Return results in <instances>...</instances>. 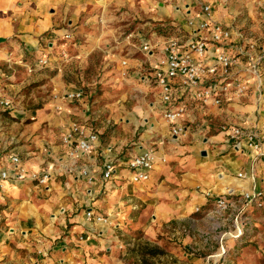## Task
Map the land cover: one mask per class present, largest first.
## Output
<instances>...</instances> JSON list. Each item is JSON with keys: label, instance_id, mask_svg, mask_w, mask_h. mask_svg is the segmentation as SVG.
<instances>
[{"label": "crops", "instance_id": "1", "mask_svg": "<svg viewBox=\"0 0 264 264\" xmlns=\"http://www.w3.org/2000/svg\"><path fill=\"white\" fill-rule=\"evenodd\" d=\"M206 6L210 22L231 33L228 41L209 46V61L225 51L235 59L234 78L248 89L242 96L232 90L220 106H203L187 94L180 120L186 134L175 140L148 82L158 53L149 57L141 49L146 43L161 49L173 35L188 44L208 19ZM263 20L264 0H0V38L5 39L0 43V100L12 102L9 110H0V175H13V156L27 173L51 175L44 185L30 179L2 182L0 264H124L116 254L127 228L137 229L149 217L189 221L199 230V222L209 224L202 215L212 206L204 193L222 195L234 187L241 193L255 185L264 189V158L234 150L226 131L264 129ZM196 37L209 39V34L198 31ZM65 52L67 57H60ZM91 57L100 58L104 81L113 78L108 84L120 94L108 104L107 111L115 110L109 116L91 110L85 88L70 79L76 63H90ZM41 59L50 64L40 67ZM34 63L38 72L28 75L26 67ZM134 89L144 91L143 100L130 102ZM77 92L83 97L65 99ZM75 122L99 135L92 152L78 159L70 158L62 142ZM200 138L206 148L197 153L184 146ZM210 143L222 145L210 152ZM149 149L158 157L151 179L132 182L129 162ZM108 162L116 172L104 180ZM241 171L258 175L255 181H239L235 176ZM89 209L119 226L89 222ZM180 252L185 264H206L187 249Z\"/></svg>", "mask_w": 264, "mask_h": 264}, {"label": "built area", "instance_id": "2", "mask_svg": "<svg viewBox=\"0 0 264 264\" xmlns=\"http://www.w3.org/2000/svg\"><path fill=\"white\" fill-rule=\"evenodd\" d=\"M204 12L208 19L198 26L199 30L193 31L194 38L188 44H184L179 36L173 35L164 40L161 49L160 44L149 43L144 44L141 49L149 57L155 52L158 53L159 58L149 71L148 82L157 91L160 113L171 125V136L175 140L186 134V128L180 124V120L186 114L187 105L184 98L187 94L203 106H220L224 96L232 90L235 91L236 96H242L248 89L241 80L234 78L235 59L225 51L219 52L214 61H209L207 57L209 46L228 41L231 39V33L221 24L210 22L211 8L209 6L204 7ZM189 25L193 26L194 22H189ZM198 31L208 33L209 39L196 37ZM65 38L70 40L72 36L67 35ZM48 64V59H41L38 62L40 67H46ZM126 64L127 62L124 61L123 65ZM81 97H83V92H77L67 94L65 99L73 100ZM0 106L9 110L12 102L9 99H1ZM226 131L229 133L230 143L234 150L241 153L249 150L256 157L264 158V129L251 131L237 126ZM98 140L97 132L78 122L71 124L63 137V143L69 147V156L72 159L81 158L92 152ZM11 159L13 175L11 176L9 171L2 172L0 188H3L2 182L9 179L16 181L30 179L38 185H44L51 178L49 172L29 174L21 166L19 157L13 156ZM157 161L158 157L153 149L134 157L129 162L132 182L149 181L151 171ZM163 162L166 160L163 159ZM115 172V164L106 163L103 171L104 180H111ZM82 175L89 177V172L83 170ZM236 179L255 181V175L252 173L248 177L247 174L240 172ZM89 181L91 182L92 178L89 177ZM204 194L212 204L205 218L212 223L213 232L216 234L215 236L207 235L206 242L215 240L219 243V251L213 264H225L230 248L224 243L228 240L243 239L246 234L252 233L254 227L251 214L253 210L264 207V189L255 185L244 189L241 193L231 188L222 195H214L210 191ZM201 212L203 211L200 208H196L195 213ZM86 217L89 222L95 224L119 226L111 218L97 214L93 209L87 210Z\"/></svg>", "mask_w": 264, "mask_h": 264}, {"label": "rangeland", "instance_id": "3", "mask_svg": "<svg viewBox=\"0 0 264 264\" xmlns=\"http://www.w3.org/2000/svg\"><path fill=\"white\" fill-rule=\"evenodd\" d=\"M142 22V19H138L139 24H142ZM130 29H132V27H130ZM44 46L47 48L46 43H44ZM67 54L66 52L62 53L60 57H67ZM88 62L89 61L86 60L83 63L82 61L76 63L73 67V74H69L70 79L73 82H79L77 85L85 88L88 93V98L91 101V110H98L97 112H99L100 109L105 110V112L98 114H106L109 116L111 113H114L115 110L108 109L107 111V108H109L108 104L112 105L120 94L113 92L111 85L108 84L109 80L113 78H107L106 81H104L105 77L100 71V58L91 57L90 63ZM26 68L27 70H24L28 75H35L38 72L35 63L29 65V68ZM30 69H32V71ZM54 70L55 69L52 68V75ZM124 73H122V75H124ZM126 74L124 76H126ZM124 78L129 79L130 77ZM131 86L135 88L134 84ZM143 93L144 91L136 90V92L132 93L131 99L129 98L131 100L130 102L143 100L145 97ZM151 96H148L147 100L153 101V97ZM0 110L6 109L0 106ZM1 113L2 111H0V114ZM210 135L211 133L209 136ZM213 145L221 146L222 144L210 143V152L216 149ZM184 146L193 147L197 153L199 150L206 148V143L200 138L197 142H185ZM219 158L216 155L215 159ZM254 175L257 176L258 174ZM221 177H224V174H221ZM235 178H237V175ZM218 183L221 187L224 186L222 184L223 180L218 181ZM251 215L254 227L252 233L246 234L243 239L228 240L224 243L227 247H232V251H229L225 264H264V207L262 209L253 210ZM203 216L204 214L202 218H205ZM137 226V229H134V227L127 228L126 231H124L125 234L120 237L121 242L118 243L119 247L117 249L116 258L122 260L124 264H185L183 262L184 259L180 257V248L182 251L187 249L188 254L193 253V256L203 259L206 264H213L215 260L214 255L218 254L219 251V243L215 240L206 242L207 235H216L213 232V225L210 221L208 225L207 223L203 224L199 222L198 229L200 231L197 230L196 227L194 228L191 226L189 221L154 222L150 220L149 217L141 221ZM232 244L236 246L235 251H233L234 248ZM196 250L198 252L194 253L193 251Z\"/></svg>", "mask_w": 264, "mask_h": 264}, {"label": "water", "instance_id": "4", "mask_svg": "<svg viewBox=\"0 0 264 264\" xmlns=\"http://www.w3.org/2000/svg\"><path fill=\"white\" fill-rule=\"evenodd\" d=\"M4 41H5V39L0 38V43H2V42H4ZM203 154L206 155L205 152H204Z\"/></svg>", "mask_w": 264, "mask_h": 264}]
</instances>
